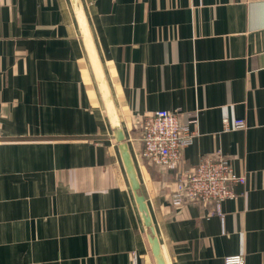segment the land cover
I'll use <instances>...</instances> for the list:
<instances>
[{"label": "crops", "instance_id": "obj_1", "mask_svg": "<svg viewBox=\"0 0 264 264\" xmlns=\"http://www.w3.org/2000/svg\"><path fill=\"white\" fill-rule=\"evenodd\" d=\"M158 109L195 119L176 168L141 156ZM123 142L165 264H264V0H0V264H158ZM217 151L236 197L174 205Z\"/></svg>", "mask_w": 264, "mask_h": 264}, {"label": "built area", "instance_id": "obj_2", "mask_svg": "<svg viewBox=\"0 0 264 264\" xmlns=\"http://www.w3.org/2000/svg\"><path fill=\"white\" fill-rule=\"evenodd\" d=\"M182 122L178 111L158 109L137 123L141 127V156L168 168L179 166L182 152L192 143L197 131L190 122ZM246 127L244 119H223L225 130ZM246 177L235 171L232 163L220 151L203 156L191 171L179 172L172 193V203L182 205L187 200L213 203L219 212L221 202L236 197L234 186L244 184ZM222 264H246L242 254L227 255Z\"/></svg>", "mask_w": 264, "mask_h": 264}, {"label": "water", "instance_id": "obj_3", "mask_svg": "<svg viewBox=\"0 0 264 264\" xmlns=\"http://www.w3.org/2000/svg\"><path fill=\"white\" fill-rule=\"evenodd\" d=\"M74 1H75V3L78 2V0H74ZM81 27H82V32L85 35V37L88 41V44L90 46L91 54H92V57L95 61L97 70L99 71V67H98V63L96 60L92 40H91L89 31H88L87 25L83 19V16H81ZM99 78H100L101 82L104 83L101 74L99 75ZM105 94H107V91H105ZM117 132L119 133V135L117 136L118 141L124 140V136L122 135L120 130H118ZM119 147H120L122 158H123V161L125 164V168H126L128 177L130 179V183H131L136 201L138 203L139 210L141 212L142 219H143L146 227L150 228V230H151V234H150L149 239H150V243H151L153 252L155 254L156 260H157L158 264H165L163 256H162V252L160 249L159 241H158L156 234L154 232V228L152 225V220H151V217L149 214V210H148V207L146 204V200L144 198V195L142 193H140V181L138 179V175H137V172H136L134 162H133L132 156L130 154L129 148L127 146V143L123 142L119 145Z\"/></svg>", "mask_w": 264, "mask_h": 264}]
</instances>
